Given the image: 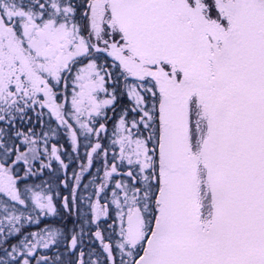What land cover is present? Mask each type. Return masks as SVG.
Masks as SVG:
<instances>
[{"label": "snow or ice", "instance_id": "obj_1", "mask_svg": "<svg viewBox=\"0 0 264 264\" xmlns=\"http://www.w3.org/2000/svg\"><path fill=\"white\" fill-rule=\"evenodd\" d=\"M0 264H264V0H0Z\"/></svg>", "mask_w": 264, "mask_h": 264}, {"label": "flooded vegetation", "instance_id": "obj_2", "mask_svg": "<svg viewBox=\"0 0 264 264\" xmlns=\"http://www.w3.org/2000/svg\"><path fill=\"white\" fill-rule=\"evenodd\" d=\"M84 151V150H83ZM55 162V161H54ZM92 172H95L96 171V166L94 165L93 168L91 169ZM102 174V173H101ZM60 178L63 179V172L60 173ZM84 181L87 182L88 181V174L85 175L84 177ZM56 186H57V179H56ZM63 186L61 185L60 186V189H62ZM57 187H56V190L57 191ZM53 191V192H55ZM59 207V205H58ZM54 220H55V223H53V225L57 226V227H63L65 224L67 225V228L71 229L72 227H69V222H67L63 217L61 216H56V217H53ZM73 226V225H72ZM91 241H89L87 238L85 239V244H90ZM42 255H47V256H52L54 253L52 251H47V250H44L41 252Z\"/></svg>", "mask_w": 264, "mask_h": 264}, {"label": "trees", "instance_id": "obj_3", "mask_svg": "<svg viewBox=\"0 0 264 264\" xmlns=\"http://www.w3.org/2000/svg\"><path fill=\"white\" fill-rule=\"evenodd\" d=\"M59 142L62 143L65 147H69V144H68V141H67L66 137L64 139L60 140ZM80 152H81V154H83V148L80 149ZM65 159H66V162H68L67 161V157H65ZM54 166H55V164H54ZM69 172H71V167L69 168ZM42 178L43 179H50L51 180V183H52V186H53V191L56 190V187L57 186H56V174L55 173H48L46 176H44ZM70 225H72V223H70Z\"/></svg>", "mask_w": 264, "mask_h": 264}, {"label": "rangeland", "instance_id": "obj_4", "mask_svg": "<svg viewBox=\"0 0 264 264\" xmlns=\"http://www.w3.org/2000/svg\"><path fill=\"white\" fill-rule=\"evenodd\" d=\"M43 226H44L43 224L40 225V227H43ZM68 226H69V225H68Z\"/></svg>", "mask_w": 264, "mask_h": 264}]
</instances>
